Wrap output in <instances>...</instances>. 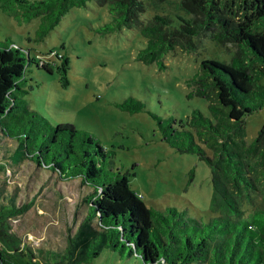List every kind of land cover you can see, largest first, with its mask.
<instances>
[{"label": "trees", "instance_id": "16d2710c", "mask_svg": "<svg viewBox=\"0 0 264 264\" xmlns=\"http://www.w3.org/2000/svg\"><path fill=\"white\" fill-rule=\"evenodd\" d=\"M89 1L0 0V9L19 22L39 17L34 39L43 40L73 7L88 6ZM92 1L108 12L98 26L101 32L139 30L144 45L136 58L144 63L161 67L163 56L177 47L196 50L200 36L237 46L229 60L202 57L185 80L191 86L187 97H202L208 114L194 106L184 116H161L133 95L121 103L131 111L151 113L171 146L207 159L211 214L201 222L180 216L172 206L171 217L147 206L130 187L131 172L114 165L113 149L87 130L71 122L53 123L33 108L25 97L30 64L50 72L56 65L35 58L28 46L5 36L0 38V171L15 173L32 160L62 178L77 179L86 210L78 227H69L64 247H31L11 222L32 207L35 196L21 199L18 184L0 177V264H81L104 247L125 245L144 263L264 264V207L246 212L242 203L247 199L253 206L252 192L264 179V124L246 142L243 118L259 104L248 101L264 96V0ZM164 2L168 10L144 17L148 6L159 8Z\"/></svg>", "mask_w": 264, "mask_h": 264}, {"label": "rangeland", "instance_id": "374dc122", "mask_svg": "<svg viewBox=\"0 0 264 264\" xmlns=\"http://www.w3.org/2000/svg\"><path fill=\"white\" fill-rule=\"evenodd\" d=\"M160 6H148L144 17L169 9L168 2ZM107 18L106 6L90 0L88 6L73 7L43 40H36L39 17L19 22L0 9V38L10 36L28 46L35 58L56 65L50 72L35 62L30 64L25 97L33 108L53 123L71 122L87 130L103 146L113 149L114 165L131 172L130 187L147 206L169 216L172 206L180 216L205 222L211 214L213 190L207 159L171 146L162 138L151 113L146 109L131 111L121 103L133 95L161 116H184L194 106L208 114L202 97H187L191 86L185 80L198 69L202 57L229 60L237 46L231 42L219 45L200 36L196 50L177 47L163 56L164 65L159 67L136 58L138 48L144 45L138 29L122 27L101 32L98 26ZM254 102L259 104L243 117L246 142L264 124V96L254 95L248 104ZM9 143L14 141L9 139ZM257 168L259 171L262 166ZM0 174L18 184L21 199L35 196L32 207L11 222L12 230L37 249L64 247L69 227L75 230L86 210L84 189L78 180L62 178L32 160H26L15 173L7 169ZM263 192L262 178L252 192L253 206L247 199L242 202L246 212L251 207H264ZM153 218L155 222L161 219L157 214ZM81 264L157 263H144L125 245L117 249L104 247Z\"/></svg>", "mask_w": 264, "mask_h": 264}]
</instances>
